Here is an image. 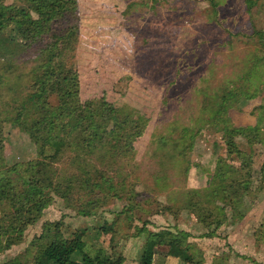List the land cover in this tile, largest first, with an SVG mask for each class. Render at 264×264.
<instances>
[{
    "label": "rangeland",
    "instance_id": "obj_1",
    "mask_svg": "<svg viewBox=\"0 0 264 264\" xmlns=\"http://www.w3.org/2000/svg\"><path fill=\"white\" fill-rule=\"evenodd\" d=\"M75 1L53 26L78 27L61 59L77 74L81 107L62 116L47 204L18 241L1 230L15 208L0 197V264H51L41 246L56 229L92 256L137 264L143 228L185 232V264H264V0ZM37 47L0 60V178L44 160L31 133L60 104L52 88L16 120L41 72ZM159 252L154 264L185 262L174 245Z\"/></svg>",
    "mask_w": 264,
    "mask_h": 264
},
{
    "label": "trees",
    "instance_id": "obj_2",
    "mask_svg": "<svg viewBox=\"0 0 264 264\" xmlns=\"http://www.w3.org/2000/svg\"><path fill=\"white\" fill-rule=\"evenodd\" d=\"M25 1L28 4L20 6L17 3L5 5L3 0H0V60L10 64L16 54L33 45H38V55L41 60L39 65L41 72H37L36 68L33 69L32 91L25 96L24 100H20L21 105L16 120L21 117L19 112H26L25 110L28 108L31 111V108L36 104L44 105L47 94L51 92L52 88L58 90L60 104L58 109L50 108L48 111L46 108L35 123L37 130L31 133L38 139L40 154L43 155L44 160H37L34 163L27 162L20 171L15 166L6 168L4 172L7 176L0 178V197L7 198L15 208L9 214L10 222L4 229H1L3 233H8V242L18 241L24 234L25 227L34 223L46 206L47 200L43 198V190L47 186L44 184L47 182V177L44 176V172L48 170L46 160L56 158L66 143L63 137L57 135V129H59L64 115H73L81 107L77 74L74 70L66 68L61 59L62 51L74 48V42L78 37V27L76 23L63 28L53 26V22L58 18H65L67 13L73 14L76 11V1ZM244 1L250 2V0ZM8 26H11L15 37L7 33ZM45 36L48 37V40L41 44ZM177 70L179 73L175 79L170 81L171 86L177 83L183 70L180 62L177 63ZM191 72L192 69L190 71L187 69L185 73L189 76ZM246 86L244 85V87ZM27 103H29V107ZM36 133H39V138ZM48 145L53 148L52 154H44V149ZM13 175H17L18 180H14ZM33 209L36 211L35 214ZM143 231L146 233L145 241L137 264H154L155 256L160 253L159 247L163 245H174L180 248L185 254L184 264L193 260V255L185 243L188 236L185 232L181 231L177 235L168 229L143 228ZM85 246L83 240L64 237L56 229L53 236L41 248L43 256L51 264H71L73 255H78L79 264H121L124 261L122 255L116 259H112L108 255L104 257L92 256L86 252ZM195 261H198L197 264H202L198 258Z\"/></svg>",
    "mask_w": 264,
    "mask_h": 264
}]
</instances>
